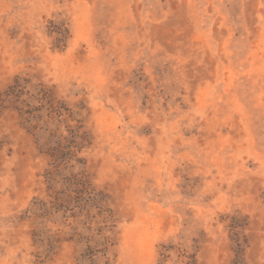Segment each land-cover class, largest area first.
Returning a JSON list of instances; mask_svg holds the SVG:
<instances>
[{"label":"rangeland","instance_id":"obj_1","mask_svg":"<svg viewBox=\"0 0 264 264\" xmlns=\"http://www.w3.org/2000/svg\"><path fill=\"white\" fill-rule=\"evenodd\" d=\"M184 250L264 264V0H0V264Z\"/></svg>","mask_w":264,"mask_h":264},{"label":"trees","instance_id":"obj_2","mask_svg":"<svg viewBox=\"0 0 264 264\" xmlns=\"http://www.w3.org/2000/svg\"><path fill=\"white\" fill-rule=\"evenodd\" d=\"M169 248H171V245L169 247H166V250H169ZM182 254L188 256L189 260H188V264H198L197 259L194 257V255L192 254H186V250H184V252H182ZM168 255L165 254V257H167Z\"/></svg>","mask_w":264,"mask_h":264}]
</instances>
